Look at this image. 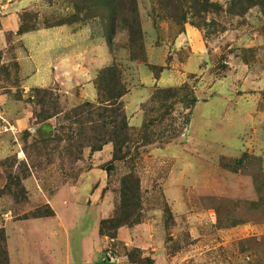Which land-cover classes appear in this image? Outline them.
Returning <instances> with one entry per match:
<instances>
[{
	"label": "rangeland",
	"instance_id": "obj_1",
	"mask_svg": "<svg viewBox=\"0 0 264 264\" xmlns=\"http://www.w3.org/2000/svg\"><path fill=\"white\" fill-rule=\"evenodd\" d=\"M0 264H264V0H0Z\"/></svg>",
	"mask_w": 264,
	"mask_h": 264
},
{
	"label": "trees",
	"instance_id": "obj_2",
	"mask_svg": "<svg viewBox=\"0 0 264 264\" xmlns=\"http://www.w3.org/2000/svg\"><path fill=\"white\" fill-rule=\"evenodd\" d=\"M188 104L193 105L195 102V98L193 96H190L189 99L187 100Z\"/></svg>",
	"mask_w": 264,
	"mask_h": 264
}]
</instances>
